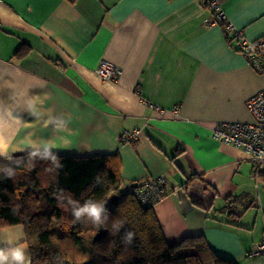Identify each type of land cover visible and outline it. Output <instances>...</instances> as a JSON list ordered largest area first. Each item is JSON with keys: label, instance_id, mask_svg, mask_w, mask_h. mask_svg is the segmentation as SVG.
I'll return each instance as SVG.
<instances>
[{"label": "crops", "instance_id": "crops-1", "mask_svg": "<svg viewBox=\"0 0 264 264\" xmlns=\"http://www.w3.org/2000/svg\"><path fill=\"white\" fill-rule=\"evenodd\" d=\"M219 3L234 28L231 43L220 24L207 22L213 11L205 0H0V99L22 107L31 95L51 115L70 114L56 154L119 152L127 184L163 179L170 189L154 210L169 243L203 235L224 259L264 264L251 256L264 236V181H256L249 155L212 137L217 123L253 121L247 100L264 91V72L234 36L264 37V0ZM23 44L32 52L17 58ZM104 59L120 71L115 82L98 76ZM135 129V145L120 142ZM0 135L22 147L18 126ZM42 138H52L51 128L36 129L35 140ZM195 174L216 191L210 210L188 193ZM229 196L251 197L255 209L230 223L220 212Z\"/></svg>", "mask_w": 264, "mask_h": 264}, {"label": "trees", "instance_id": "trees-1", "mask_svg": "<svg viewBox=\"0 0 264 264\" xmlns=\"http://www.w3.org/2000/svg\"><path fill=\"white\" fill-rule=\"evenodd\" d=\"M66 1L75 4L79 0ZM205 4L211 10L209 0H205ZM219 24L226 32V21L220 20ZM227 32L231 43L230 32ZM234 37L237 40L236 35ZM31 52L32 47L23 44L15 55L25 58ZM129 134L122 136L120 142L125 143ZM53 154L58 156L62 168H55L50 160L37 157L33 161L35 168L25 172L23 167L28 163L29 153L12 156V162L0 158V166L18 172L16 182L0 178V229L24 226L33 264H236L216 254L203 235L169 243L154 210L156 203L167 196L169 185H156L160 179H155L131 188L122 178L119 152L91 156ZM18 158H22L19 168ZM98 174L102 175L99 184L95 179ZM6 175L7 171H0V177ZM261 175L264 181V171ZM202 179L197 174L191 176L189 186L192 182H203ZM158 188L164 192L153 204L139 197L146 190L154 194ZM70 199L81 206L87 199L106 202V224L99 229L83 219L73 224ZM252 199L229 196L220 212L231 219L230 223L236 224L245 210L256 205V200ZM14 203L22 205L18 216L11 214ZM60 204L65 205V209L62 210ZM129 232L135 235L131 243L126 244L124 237Z\"/></svg>", "mask_w": 264, "mask_h": 264}, {"label": "clouds", "instance_id": "clouds-1", "mask_svg": "<svg viewBox=\"0 0 264 264\" xmlns=\"http://www.w3.org/2000/svg\"><path fill=\"white\" fill-rule=\"evenodd\" d=\"M51 112L53 111L46 109L39 98L35 96H27L23 100L22 107L14 99H0V128L15 125L22 129L24 133L19 141L22 147H14L15 140H10L8 137L0 135V157L12 162L13 152L28 151V163L24 165L23 171L31 172L35 168L33 161L37 157L43 160H50L55 168H62L63 165L60 163L58 156L53 153L57 148V140L63 138L61 133L69 130L71 116L65 111H55L58 112L57 117L51 115ZM24 113L29 117L28 120L22 119ZM46 115L49 116L47 120L44 119ZM40 127L51 128L52 138H42L37 142L35 140L36 129ZM21 163L22 158H18L16 160L17 168L20 167ZM0 171H7V175L0 178H11L13 182H16L17 170L5 169L0 166ZM95 179L98 184L102 183V175L98 174ZM68 203L71 205L72 215L75 218L73 224L82 221V219L85 223L90 222L97 229L102 228L106 224L108 219V212L105 207L106 202L87 199L81 206L78 201L70 199ZM21 206L20 203H14L11 207V214L18 216ZM59 207L62 210L65 209L63 204H60ZM17 227L18 230L11 232L0 230V264H33V253L24 243L27 237L24 226L18 225ZM134 235L135 233L133 232L126 233L124 237L125 243H131Z\"/></svg>", "mask_w": 264, "mask_h": 264}, {"label": "built area", "instance_id": "built-area-1", "mask_svg": "<svg viewBox=\"0 0 264 264\" xmlns=\"http://www.w3.org/2000/svg\"><path fill=\"white\" fill-rule=\"evenodd\" d=\"M209 4L211 11H213V17L207 22L211 25H218L220 20H225L227 31L231 32L234 29L233 25L228 22L226 13L222 10L219 0H209ZM235 35L239 52L247 57L254 69L264 72V37L251 41L239 32H236ZM98 74L103 80L115 82V80L119 79L120 71L116 66L114 67L104 59L99 65ZM247 104L249 112L253 116L252 122L230 123L223 121L217 123L212 128V136L215 140L230 145L235 149H241L249 155L252 163H254L255 179L259 181L264 171V91H260L249 98ZM140 135L141 133L138 129L133 130L129 136H126L125 143L134 144V142L138 141ZM164 183L163 179L155 182L156 185H163ZM146 191L139 197L142 198L143 202L149 201L151 203L160 199L164 192L161 188L156 189L154 194L149 193L148 190ZM262 255H264V240L251 253V256Z\"/></svg>", "mask_w": 264, "mask_h": 264}, {"label": "water", "instance_id": "water-1", "mask_svg": "<svg viewBox=\"0 0 264 264\" xmlns=\"http://www.w3.org/2000/svg\"><path fill=\"white\" fill-rule=\"evenodd\" d=\"M139 183L135 182L131 185V188H138ZM190 194L195 197V200L204 206L207 210H210L214 204L216 197V191L205 186L203 182L192 183L189 188Z\"/></svg>", "mask_w": 264, "mask_h": 264}, {"label": "rangeland", "instance_id": "rangeland-1", "mask_svg": "<svg viewBox=\"0 0 264 264\" xmlns=\"http://www.w3.org/2000/svg\"><path fill=\"white\" fill-rule=\"evenodd\" d=\"M243 151V150H242ZM244 152V151H243ZM249 159H250V157H249ZM251 160V159H250ZM262 179V178H261ZM258 183L261 181V180H256ZM261 185H262V182H261ZM262 189H263V186H262ZM253 200V199H252ZM255 209V206L253 207V208H251V210H254ZM263 233H264V230H263ZM263 240H264V236H263ZM263 240H262V242H263ZM262 256H264V255H262ZM254 257H260V256H254Z\"/></svg>", "mask_w": 264, "mask_h": 264}, {"label": "bare ground", "instance_id": "bare-ground-1", "mask_svg": "<svg viewBox=\"0 0 264 264\" xmlns=\"http://www.w3.org/2000/svg\"><path fill=\"white\" fill-rule=\"evenodd\" d=\"M189 194H190V192H188ZM190 195H192V194H190ZM193 196V195H192ZM194 197V196H193ZM195 198V197H194Z\"/></svg>", "mask_w": 264, "mask_h": 264}]
</instances>
